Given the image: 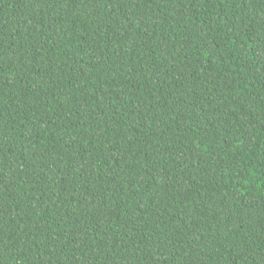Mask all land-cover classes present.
Wrapping results in <instances>:
<instances>
[{"label": "trees", "instance_id": "obj_1", "mask_svg": "<svg viewBox=\"0 0 264 264\" xmlns=\"http://www.w3.org/2000/svg\"><path fill=\"white\" fill-rule=\"evenodd\" d=\"M0 264H264V0H0Z\"/></svg>", "mask_w": 264, "mask_h": 264}]
</instances>
